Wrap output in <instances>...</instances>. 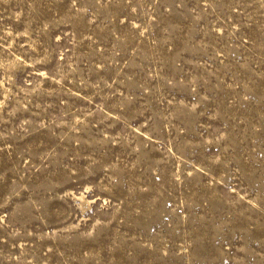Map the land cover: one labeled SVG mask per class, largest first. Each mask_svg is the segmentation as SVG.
<instances>
[{
	"label": "rangeland",
	"instance_id": "obj_1",
	"mask_svg": "<svg viewBox=\"0 0 264 264\" xmlns=\"http://www.w3.org/2000/svg\"><path fill=\"white\" fill-rule=\"evenodd\" d=\"M0 264H264V0H0Z\"/></svg>",
	"mask_w": 264,
	"mask_h": 264
}]
</instances>
